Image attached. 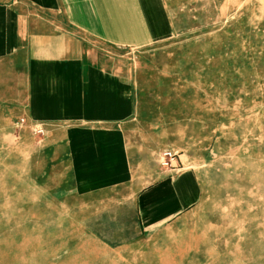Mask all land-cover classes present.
I'll list each match as a JSON object with an SVG mask.
<instances>
[{"label": "crops", "instance_id": "crops-1", "mask_svg": "<svg viewBox=\"0 0 264 264\" xmlns=\"http://www.w3.org/2000/svg\"><path fill=\"white\" fill-rule=\"evenodd\" d=\"M188 1L0 0V225H37L45 264H223L239 243L237 202L187 165L227 123Z\"/></svg>", "mask_w": 264, "mask_h": 264}, {"label": "rangeland", "instance_id": "rangeland-1", "mask_svg": "<svg viewBox=\"0 0 264 264\" xmlns=\"http://www.w3.org/2000/svg\"><path fill=\"white\" fill-rule=\"evenodd\" d=\"M184 3L193 14L204 1ZM205 3L206 15L201 11L200 19L207 35L198 40L206 43L200 58L201 87L222 96L227 123L213 159L187 165L201 164L212 175L208 186L213 200L237 202L232 233L239 243L234 239L223 264H264V0ZM208 44L216 45L214 53ZM40 247L37 225H0V264H45Z\"/></svg>", "mask_w": 264, "mask_h": 264}, {"label": "built area", "instance_id": "built-area-1", "mask_svg": "<svg viewBox=\"0 0 264 264\" xmlns=\"http://www.w3.org/2000/svg\"><path fill=\"white\" fill-rule=\"evenodd\" d=\"M25 120L20 119L18 122L15 123V129L20 130L24 127ZM30 132L32 136L38 138V143H42L47 135V129L45 125L41 123H33L30 126ZM178 154L172 151H162L157 154L156 161L158 165L165 171L173 172L181 169L177 167Z\"/></svg>", "mask_w": 264, "mask_h": 264}]
</instances>
